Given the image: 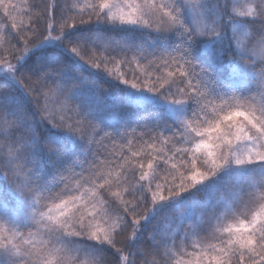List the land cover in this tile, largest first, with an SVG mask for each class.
<instances>
[{
	"label": "snow or ice",
	"instance_id": "6c2138e0",
	"mask_svg": "<svg viewBox=\"0 0 264 264\" xmlns=\"http://www.w3.org/2000/svg\"><path fill=\"white\" fill-rule=\"evenodd\" d=\"M0 264H264V0H0Z\"/></svg>",
	"mask_w": 264,
	"mask_h": 264
},
{
	"label": "trees",
	"instance_id": "16d2710c",
	"mask_svg": "<svg viewBox=\"0 0 264 264\" xmlns=\"http://www.w3.org/2000/svg\"><path fill=\"white\" fill-rule=\"evenodd\" d=\"M34 2L35 3H41L42 2V0H34ZM43 2H47V0H43ZM61 2H63V0H61ZM147 235V234H146ZM119 239V238H118ZM143 247H145L146 248V245H144ZM147 258L149 259V260H151V255H148L147 256Z\"/></svg>",
	"mask_w": 264,
	"mask_h": 264
}]
</instances>
